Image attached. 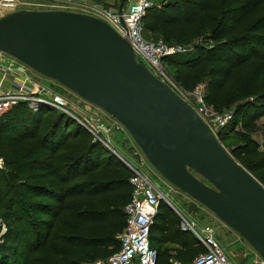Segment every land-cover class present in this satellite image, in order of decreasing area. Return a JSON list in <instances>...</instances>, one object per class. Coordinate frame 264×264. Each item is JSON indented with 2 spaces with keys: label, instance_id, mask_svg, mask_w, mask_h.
Wrapping results in <instances>:
<instances>
[{
  "label": "trees",
  "instance_id": "1",
  "mask_svg": "<svg viewBox=\"0 0 264 264\" xmlns=\"http://www.w3.org/2000/svg\"><path fill=\"white\" fill-rule=\"evenodd\" d=\"M155 1L144 19L146 39L189 49L165 59L176 68L174 80L186 91L205 83L207 103L223 112V89L236 69L249 64L264 72V15L257 17L264 0ZM251 97L233 111V127L242 130L220 141L264 186V128L257 125L264 93ZM48 115L22 103L0 117V264H95L120 248L131 172L71 119ZM154 233L157 264L190 263L204 251L163 202L150 238ZM168 244L178 248L161 250Z\"/></svg>",
  "mask_w": 264,
  "mask_h": 264
},
{
  "label": "water",
  "instance_id": "2",
  "mask_svg": "<svg viewBox=\"0 0 264 264\" xmlns=\"http://www.w3.org/2000/svg\"><path fill=\"white\" fill-rule=\"evenodd\" d=\"M0 53L115 119L165 181L264 260V186L108 24L82 13L21 9L0 18Z\"/></svg>",
  "mask_w": 264,
  "mask_h": 264
},
{
  "label": "built area",
  "instance_id": "3",
  "mask_svg": "<svg viewBox=\"0 0 264 264\" xmlns=\"http://www.w3.org/2000/svg\"><path fill=\"white\" fill-rule=\"evenodd\" d=\"M63 8L70 12L82 13L108 24L120 37L126 39L136 60L150 71L174 93H176L203 120L209 131L217 137V129L226 126L233 118L232 113L216 112L205 102L203 85L198 84L192 92L181 89L169 76L163 60L185 50L182 46L166 45L163 41L152 42L144 37V19L147 12L156 4L155 0H126L121 11L120 2L107 1L105 4L93 0H60ZM20 0H0V18L20 10ZM137 58L142 60L139 61ZM26 65L15 58L0 53V117L15 106L26 103L31 111L48 110L78 122L80 126L95 137L93 142L103 143L99 134L100 126L90 116L92 106L82 98L83 108L71 104L57 93L53 84H43ZM78 102V105H82ZM87 105V106H86ZM131 172V201L125 207L126 225L119 237V250L106 260L95 264H157L158 251L150 246L151 228L163 193L151 182L150 178L137 167L126 164ZM5 169L4 159L0 155V170ZM180 229L191 233L203 248L192 262L182 263L176 259L169 264H235L220 247L215 231L209 226L199 231L196 221L179 215ZM4 228V227H3ZM5 232V228H4Z\"/></svg>",
  "mask_w": 264,
  "mask_h": 264
},
{
  "label": "rangeland",
  "instance_id": "4",
  "mask_svg": "<svg viewBox=\"0 0 264 264\" xmlns=\"http://www.w3.org/2000/svg\"><path fill=\"white\" fill-rule=\"evenodd\" d=\"M20 1L23 3L20 10L21 9L62 10L61 8H63V5L60 0H20ZM95 1L100 4H105L107 3V1H113V0H95ZM114 1L120 2V0H114ZM262 15H264V5L260 8L257 17H260ZM144 37L147 38L145 32H144ZM148 40L152 42L163 41L162 39H156V37L154 36H150V39ZM188 51L189 49H185L181 53H185ZM176 54H180V53H176ZM137 59L142 62L140 58ZM165 59L163 60V63L166 67L169 76L174 80V76L176 74V68L173 65L166 64ZM144 64L146 63L144 62ZM29 69L32 71L31 73L34 76H36L43 84L47 86L53 84L51 79L38 74L31 68ZM175 83L181 89H183L176 81ZM199 84H202L204 86L203 95L205 98V102L207 103L206 84L205 83H199ZM195 87L193 88V90L195 89ZM53 88L57 93L65 97L71 104H75L80 108H83V105L85 106L84 103L79 101L80 97H78L75 93L68 90L61 84L56 82ZM252 93H254V95H259L264 93V72H261L259 68L254 65L252 66L246 64L245 67H240L236 69L232 77L227 81L222 94L225 99L226 107L225 110L221 113H232L236 105L246 100H253L251 97ZM78 102H80L82 105H78ZM26 105L30 109L28 104ZM207 105L213 108L208 103ZM88 107L90 108V116L96 121V124L100 126V130L98 131L104 142V144L100 143L103 146V148L107 152H110L112 155H114L124 165V167L127 168L126 164H128L133 167H137L138 169L143 171L150 178L151 182L163 193V199L161 200V202L168 205L178 216L183 215L189 219L196 221L199 227V231L202 235L203 233L201 229H203L205 226H209L210 228H212L215 231V237L220 247L223 249L224 253L235 264H264V260L261 259V257L252 249V247L245 240H243L236 232L231 230L227 225H225L209 210H207L200 204L194 202L187 195L175 189L167 181H165L145 159V157L143 156V154L141 153V151L133 141L130 134L121 124H119L115 119L110 117L108 114H106L103 110L99 109L98 107L94 105ZM53 114H54L53 116L61 115L55 112H53ZM53 116L48 115L49 118L47 119L50 120V118L52 119ZM71 120L73 121L74 124L79 125L77 121L73 119ZM232 121L233 118L232 120L229 121V123L226 126L217 129L216 135L219 140H221V137L226 133L229 134L230 137H236V134L242 130L241 125H239V123L235 125V127H233ZM257 125L260 128V130L264 128V116L257 121ZM45 127L46 126L42 127L40 131L41 135H43ZM82 129L90 134L89 136L87 135V140L94 141L95 137L91 135V133L86 129H84L83 127ZM81 134H83V131L81 132ZM252 139L254 140L256 139L259 143H262V139L260 136H252ZM72 141L74 143V141L76 142L78 140L76 139ZM261 150H263L262 147ZM259 175L264 176V171L261 172ZM66 216L67 215H64L62 213L60 214L59 217L64 218ZM3 227L4 226L2 225L0 238L1 235L4 234ZM155 236H156L155 233L152 234V238L150 240V246L152 248L157 249L159 245L156 241ZM190 237H192V235H190ZM173 248L176 249L175 247Z\"/></svg>",
  "mask_w": 264,
  "mask_h": 264
},
{
  "label": "crops",
  "instance_id": "5",
  "mask_svg": "<svg viewBox=\"0 0 264 264\" xmlns=\"http://www.w3.org/2000/svg\"><path fill=\"white\" fill-rule=\"evenodd\" d=\"M93 1L96 2L95 0H93ZM167 247H168V248H173V247H175L176 249L178 248L177 245H174V246H173L172 244H168V245H165V246H163V247L161 246V250H162V249H165V248H167Z\"/></svg>",
  "mask_w": 264,
  "mask_h": 264
}]
</instances>
